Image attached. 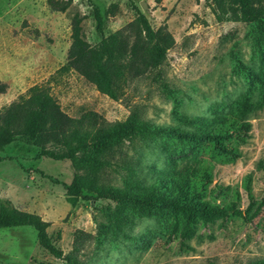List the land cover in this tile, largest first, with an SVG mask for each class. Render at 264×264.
<instances>
[{"label": "rangeland", "instance_id": "1", "mask_svg": "<svg viewBox=\"0 0 264 264\" xmlns=\"http://www.w3.org/2000/svg\"><path fill=\"white\" fill-rule=\"evenodd\" d=\"M103 19L102 35L123 28L141 14L152 30L167 31L174 44L161 64L133 79L117 101L98 93L73 72L48 80L66 59L70 45V20L83 18L81 30L94 45L95 31L87 0H71L66 12L49 9L47 0H0V108L35 85L45 84L60 110L81 119L95 114L107 122L123 121L130 113L162 127H178L174 112L213 118L228 114L249 87L247 72L264 70V54L254 48L255 33L249 24L216 21L204 0H90ZM113 11L107 14V9ZM256 92L252 95L255 100ZM228 116V115H227ZM250 131L244 142L224 145L238 154L229 160L206 147H181L175 143V166H197L211 174L207 190L228 187L225 202L251 211L264 200V107L246 117ZM86 121V120H84ZM168 143L125 141L112 165L98 174L103 186L122 188L129 175L149 182L150 168L166 167ZM39 149L15 140L0 151V203L37 215L49 224L51 244L63 256L71 254L79 264H248L264 260V207L252 221L228 217L203 226L180 240L154 218H132L125 229L128 238L99 236L98 224H106L105 200L76 199L70 205L61 184H68L74 169L68 160L38 157ZM205 201L217 204L206 194ZM251 211L249 213H251ZM65 264L43 250L31 228H0V264Z\"/></svg>", "mask_w": 264, "mask_h": 264}, {"label": "trees", "instance_id": "2", "mask_svg": "<svg viewBox=\"0 0 264 264\" xmlns=\"http://www.w3.org/2000/svg\"><path fill=\"white\" fill-rule=\"evenodd\" d=\"M204 1L210 5L216 21H239L251 25L255 33L254 48L259 54H264V0ZM70 2L47 0L49 9L57 13L66 12ZM87 2L91 7L95 31L101 38L94 45L86 42L81 30L83 18L73 15L65 62L48 80L73 72L98 93L117 101L133 79L149 69L154 71L161 64L174 42L167 31L152 30L141 14L123 28L103 36V19L90 0ZM112 9L109 7L106 13H112ZM247 75L249 87L233 103L234 108L228 114L205 118L174 112L178 127L153 125L135 113L115 122L98 119L95 114L73 119L60 110L47 85L35 84L0 108V151L18 139L38 148L39 158L70 161L74 169L70 183L47 179L61 184L70 205L78 198L105 200L113 204L112 208L107 206L103 210L106 224H98L99 236L109 234L127 239L125 229L132 224L131 217L154 218L170 235L179 233L180 240L191 238L198 224L207 226L228 217L250 222L262 211L264 200L252 211V203L242 211L234 202H225L228 187H218L216 195L211 196L217 186L207 190L211 183L210 172L199 164L182 168L175 166L173 156L176 152L172 148L175 143L192 148V151L209 145L229 160L237 159L238 154H234L224 142L232 139L244 142L250 131L246 117L264 107V70L247 72ZM6 90V84L0 82V95ZM254 92L257 94L252 100ZM133 140L168 143L166 167L156 169L152 166V178L147 183L137 177L132 178V171L128 170L129 175L123 179L122 188L99 184L97 176L112 165L116 149L125 141ZM206 194L212 201L219 199V202L205 201ZM48 226L35 214L0 203L1 229L31 228L37 244L50 256L63 260L65 264H79L71 254L63 256L51 244L46 232ZM248 264H264V260Z\"/></svg>", "mask_w": 264, "mask_h": 264}]
</instances>
